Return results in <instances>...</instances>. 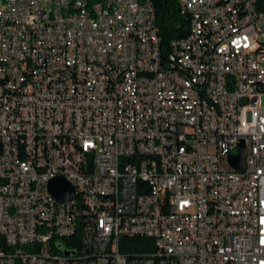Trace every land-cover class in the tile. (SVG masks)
Returning <instances> with one entry per match:
<instances>
[{
    "label": "built area",
    "instance_id": "1",
    "mask_svg": "<svg viewBox=\"0 0 264 264\" xmlns=\"http://www.w3.org/2000/svg\"><path fill=\"white\" fill-rule=\"evenodd\" d=\"M178 1L0 0V264H264V0Z\"/></svg>",
    "mask_w": 264,
    "mask_h": 264
},
{
    "label": "trees",
    "instance_id": "2",
    "mask_svg": "<svg viewBox=\"0 0 264 264\" xmlns=\"http://www.w3.org/2000/svg\"><path fill=\"white\" fill-rule=\"evenodd\" d=\"M155 8V23L161 40L163 56L170 53L172 43L189 34L190 18L183 14L178 0H150ZM153 241L145 237H124L120 243L121 252L128 258H134L146 252ZM20 264V263H18Z\"/></svg>",
    "mask_w": 264,
    "mask_h": 264
},
{
    "label": "water",
    "instance_id": "3",
    "mask_svg": "<svg viewBox=\"0 0 264 264\" xmlns=\"http://www.w3.org/2000/svg\"><path fill=\"white\" fill-rule=\"evenodd\" d=\"M245 159H246L245 146L242 143L240 145V155L230 157V163L232 167L235 168L236 170L244 171ZM48 190L50 194L61 205H65L69 201L77 198L75 189L63 178H56L50 181V183L48 184Z\"/></svg>",
    "mask_w": 264,
    "mask_h": 264
},
{
    "label": "bare ground",
    "instance_id": "4",
    "mask_svg": "<svg viewBox=\"0 0 264 264\" xmlns=\"http://www.w3.org/2000/svg\"><path fill=\"white\" fill-rule=\"evenodd\" d=\"M76 15H84V8H76ZM47 194L51 195L48 190V187H47ZM137 194H145L144 185H137Z\"/></svg>",
    "mask_w": 264,
    "mask_h": 264
},
{
    "label": "rangeland",
    "instance_id": "5",
    "mask_svg": "<svg viewBox=\"0 0 264 264\" xmlns=\"http://www.w3.org/2000/svg\"><path fill=\"white\" fill-rule=\"evenodd\" d=\"M236 152V151H235Z\"/></svg>",
    "mask_w": 264,
    "mask_h": 264
}]
</instances>
